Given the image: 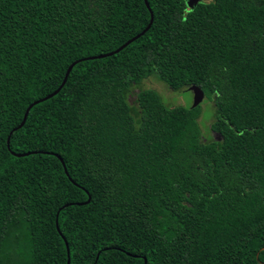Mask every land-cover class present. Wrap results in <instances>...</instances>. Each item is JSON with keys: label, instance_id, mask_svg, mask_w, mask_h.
<instances>
[{"label": "trees", "instance_id": "1", "mask_svg": "<svg viewBox=\"0 0 264 264\" xmlns=\"http://www.w3.org/2000/svg\"><path fill=\"white\" fill-rule=\"evenodd\" d=\"M146 2L142 36L77 62L12 131L149 16L142 0H0V264H65L62 239L69 264H264V0ZM149 77L200 89L210 136L201 102L166 106Z\"/></svg>", "mask_w": 264, "mask_h": 264}, {"label": "water", "instance_id": "2", "mask_svg": "<svg viewBox=\"0 0 264 264\" xmlns=\"http://www.w3.org/2000/svg\"><path fill=\"white\" fill-rule=\"evenodd\" d=\"M198 1H199V0H188V2H190V4H192V5L195 4V3L198 2ZM142 2H143V4H144L146 10L148 11V16H149V18H148V22H147L146 26L142 29V31H140L138 34H136L135 36L131 37L130 39H128L127 41H125L123 44H121L118 48H116L115 50H113V51H111V52H109V53L101 54V55H96V56L85 57V58H82V59H79V60H76V61H73L72 63H70V64L68 65V67L66 68V70H65V72H64V75H63V78H62L60 84L58 85V87H57L53 92H51L50 94H48V95H46V96H44V97H42V98H40V99H37V100L31 102V103L25 108L20 123H19L15 128H13L12 131H15V130L19 129V128L23 125V123H24V121H25V118H26V116H27V113H28L29 109H30L32 106H34V105H36V104H38V103H40V102H43V101H45V100L51 98L52 96H54V95H55V94L61 89V87H62L63 84L65 83V80H66V78H67V75H68L69 71L71 70V68H72L77 62L86 61V60L101 59V58H105V57H107V56H111V55H113V54H116L117 52H119V51L122 50L123 48H125L127 45H129L131 42H133L134 40H136V39L139 38L140 36H142V35L148 30V28L150 27L151 22H152V13H151V11H150V9H149V7H148V4H147L146 0H142ZM188 91L192 93V102H191L190 108H193V107H195L196 105H198V104L203 100V93L200 91V89H198V88L195 87V86H189V87H188ZM12 131H10V132L8 133V137H9V135L11 134ZM8 137L6 138V148H7V149H9V148H8ZM10 154H11L12 156H14V157H23V156H27V155H29V154H31V153L18 154V153L10 152ZM59 161H60V160H59ZM60 163H61V166H62V168H63V172H64V174H65V176H66L67 173H66V170H65V168H64V166H63V163H62L61 161H60ZM87 201H88V198H87L86 202H87ZM86 202H85V203H86ZM65 206H67V205H64L63 207H65ZM63 207H62V208H63ZM56 215H57V214H56ZM55 230H56L57 234L60 235V233H59V231H58V228H57V225H56V220H55ZM62 240H63V244H64V247H65V253H66L65 264H69L67 245H66V242L64 241V239H62ZM96 256H97V254H96ZM96 258H97V257H95V260H96ZM93 264H94V263H93ZM143 264H144V262H143Z\"/></svg>", "mask_w": 264, "mask_h": 264}, {"label": "rangeland", "instance_id": "3", "mask_svg": "<svg viewBox=\"0 0 264 264\" xmlns=\"http://www.w3.org/2000/svg\"><path fill=\"white\" fill-rule=\"evenodd\" d=\"M139 88L153 91L160 98L162 103L169 107L182 106L186 108L190 107L192 102L191 92H173L165 84L161 83L153 77H149L146 80L142 81L139 85ZM133 91H136V89H134ZM209 104V101L203 98L198 106L199 116L197 122L200 133L203 137L210 136L208 127L212 121L213 108L210 107Z\"/></svg>", "mask_w": 264, "mask_h": 264}]
</instances>
